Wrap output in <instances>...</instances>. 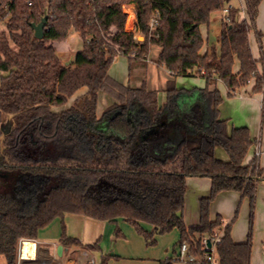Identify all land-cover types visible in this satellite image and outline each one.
<instances>
[{
    "label": "trees",
    "instance_id": "16d2710c",
    "mask_svg": "<svg viewBox=\"0 0 264 264\" xmlns=\"http://www.w3.org/2000/svg\"><path fill=\"white\" fill-rule=\"evenodd\" d=\"M235 1L0 0L1 122L9 118L8 131L0 133V255L8 264H17L20 238L36 239L42 228L68 213L110 222L122 218L148 245L157 242V234L178 229L177 244L188 242L198 255L202 240L224 229L217 248L220 264H251L261 170L256 160L245 162L254 143L249 129L230 130L220 117L223 96L217 84L223 82L229 96L252 79L255 91L264 90V72L250 44L251 31L261 42L256 29L261 0H245V8ZM125 5H134L143 41L126 31ZM46 7L49 19L39 39L32 24ZM156 10L160 25L151 36ZM218 12L223 13L219 48L202 53L201 25ZM71 31L83 47L67 63L58 44ZM153 44L162 47L157 63L172 75L163 104L158 91L121 85L109 74L119 54L128 57L130 70L144 64ZM197 75L204 87L178 88V76ZM83 87L86 91L75 97ZM103 91L115 101L99 116ZM218 148L227 160L217 156ZM189 177L212 180L194 226L184 218ZM231 190L250 201L249 234L241 243L233 240L231 223L210 215L217 195ZM123 236L116 227L115 237ZM60 242L80 245L66 235L65 226Z\"/></svg>",
    "mask_w": 264,
    "mask_h": 264
},
{
    "label": "crops",
    "instance_id": "0c3cea01",
    "mask_svg": "<svg viewBox=\"0 0 264 264\" xmlns=\"http://www.w3.org/2000/svg\"><path fill=\"white\" fill-rule=\"evenodd\" d=\"M245 8V2L243 3ZM127 12L128 20L126 23V31L140 32L137 25V16L134 5H129L124 8ZM246 15V10H243V15ZM222 17V15H221ZM220 24L217 25L211 34L209 24L208 30H203L201 25V32L205 39V45L202 53L213 45L219 48L218 36L220 33ZM256 29L261 32V42L257 38L255 31L250 33V44L254 57L259 61L258 67L260 73L264 72V0H261L259 5V12L256 19ZM255 35V41L252 37ZM256 40L258 43H256ZM254 41V42H253ZM259 46V49L257 47ZM156 51V58L158 59L162 52V47L154 45L151 50ZM148 54V59L150 52ZM76 51H70L69 54L61 53V58L71 63L74 60ZM119 54L114 61L120 59ZM157 59L148 60L144 64H138L132 70L129 68L128 84L139 88L145 86L148 90L158 91V100L160 104L166 101L167 94L165 89L167 82L172 78L171 72L162 65L157 63ZM154 62V63H152ZM152 64V65H150ZM129 66V59H128ZM149 66V67H148ZM149 69V74L147 73ZM240 63L235 61L233 70L238 73ZM140 71L141 76L134 75L135 71ZM110 74V72H109ZM149 75L148 79L147 76ZM200 76V75H199ZM112 77V76H111ZM135 79H138L136 82ZM255 79H252L249 84L243 87L240 92L229 96L228 88L223 82H218L217 86L223 96V102L220 105V117L228 120V128L231 130L234 127H247L250 135L254 140L245 162L249 163L255 157V143L259 139L261 146V154L257 158V164L261 170V177L257 183L254 219H253V245L251 253V264H264V90L255 91ZM204 87V86H203ZM86 88H81L77 94H83ZM163 92V94H160ZM160 96L162 97L160 100ZM108 101V106L112 104L115 99L109 96L106 92H100L99 98ZM73 100V99H72ZM71 100V101H72ZM216 154L219 158L227 160L228 154L218 148ZM212 180L208 177H189L187 178V192L185 200V222L188 226L197 225L200 221V199L206 197L211 192ZM240 209V213H239ZM239 213V215H238ZM237 214V215H236ZM211 218L215 219L221 216L223 222L231 223V235L235 242H245L249 234L250 222V201L247 197H243L239 191H223L217 195L211 205ZM187 220V221H186ZM63 226H65V233L68 237L79 241L80 245L64 246L60 240L63 234ZM144 227L151 230V226L143 224ZM119 227L124 233L123 237H117L115 245L109 249L110 242L115 238V229ZM159 235V234H158ZM180 232L178 229H173L165 234L158 236V248L146 247L144 236L139 234L135 227L119 218L115 222L100 221L91 217H86L78 214H66L63 218L57 217L49 225L42 228L37 238L36 244L28 243L27 250L30 251L28 258L22 261L21 264H79L76 259L71 256L74 251H85L98 264H159L161 260L172 258L177 255L178 247H173L172 243L175 240L179 241ZM63 245V255L57 254L58 245ZM92 248L91 246H94ZM78 247V248H77ZM166 248V249H165ZM79 249V250H78ZM94 250V251H91ZM99 252V255L96 253ZM100 257V258H99ZM0 264H8L6 257L0 256Z\"/></svg>",
    "mask_w": 264,
    "mask_h": 264
},
{
    "label": "rangeland",
    "instance_id": "374dc122",
    "mask_svg": "<svg viewBox=\"0 0 264 264\" xmlns=\"http://www.w3.org/2000/svg\"><path fill=\"white\" fill-rule=\"evenodd\" d=\"M245 0H236L235 3L237 2L238 4L240 5H243ZM126 7H128L129 5H125ZM221 15L223 16V13H215L213 14V17L209 23L210 25V28H211V34H212V37H213V31L215 30L214 28L218 25L219 26V23H220V18ZM3 28V25L0 26V30ZM203 30L206 31L208 30V25H204L203 26ZM137 40L139 41H143L144 40V36L142 35L141 32H137ZM255 41V35L254 33H252V37ZM253 41V42H254ZM256 43H258V41L256 40ZM155 44L151 45L150 47V50L152 47H154ZM213 46V45H212ZM83 47V42H82V39L80 38V36L75 32V31H71L69 33V35L67 36V38L58 44V49L61 53H67L69 54L70 51H76V50H80L82 49ZM257 47L259 49V46L257 44ZM157 59L156 58V51H154V49L151 50L150 52V56H149V59L147 58L146 62H148V60H155ZM154 63V62H152ZM152 65V64H150ZM149 67V66H148ZM234 67V66H233ZM129 66H128V57L126 55H122L120 56V59H118L117 61H114L109 69V72H110V75L112 76V78L117 81L119 84L121 85H127L128 83V76H129ZM147 73L149 74V69L147 71ZM147 74V75H148ZM135 77L137 76H141L142 73L140 71H135L134 73ZM149 75L147 76V79H148ZM136 82L138 81V79H135ZM176 83H177V86L178 88H185V89H191L193 87H203L205 85V80L202 76H191V77H184V76H178L176 78ZM107 93V92H106ZM108 94V93H107ZM160 94H163V92H161ZM109 95V94H108ZM111 96V95H109ZM112 97V96H111ZM161 96H160V100H161ZM105 100V99H104ZM101 98H99V102H98V108H97V114L99 116L102 115V113L104 112V110L106 109V107L108 106V101H104ZM162 101V100H161ZM161 103V102H160ZM8 128H9V118L8 117H5L2 122H1V117H0V133H6L8 131ZM239 213H240V209H239ZM238 213V215H239ZM185 218V216H184ZM187 221V220H186ZM158 236H160V234L156 235V240L157 242L153 245H148L146 240L144 241L146 247L150 248V247H155V248H158L156 246H158L159 241H158ZM118 239L117 237H115L109 244V249H112V247L115 245V240ZM178 240H175L172 245H171V248L169 249V251H171V249L173 247H178ZM78 248V247H77ZM166 249V248H165ZM79 250V249H78ZM91 251H94V250H91ZM82 250L80 251H74L72 252L71 256L73 257V259H76L78 262L79 260H81V256H82ZM96 255H99V252L96 253ZM2 257H4V255H0ZM100 258V257H99ZM172 258L175 259L174 263L173 264H186L187 260H184V261H181V260H176L177 256H173ZM101 259V258H100ZM100 259H97V263L99 262Z\"/></svg>",
    "mask_w": 264,
    "mask_h": 264
},
{
    "label": "built area",
    "instance_id": "2783aa9c",
    "mask_svg": "<svg viewBox=\"0 0 264 264\" xmlns=\"http://www.w3.org/2000/svg\"><path fill=\"white\" fill-rule=\"evenodd\" d=\"M126 8V6L123 7V9ZM127 14V12H125ZM224 13H228V8L224 10ZM127 14V20H128ZM160 13L159 11H155L151 21H150V32L151 36L157 35V30L160 25ZM127 23V21H126ZM134 35V38L137 39V34L134 31H128ZM261 154V146L259 139L255 143V157L254 160ZM224 235V229L216 232L211 237H206L202 240V255H198L195 251L191 249V246L188 242L184 241L181 244L178 245V252H177V258L176 260H187V262H198L200 264H220V259L218 255V244L221 242L222 237ZM210 240L211 246L207 245V241ZM28 243L36 244L35 239L31 238H20L18 243V256H17V264H21L25 258H28V254H30V251L27 250L26 245ZM81 260H79V264H96L95 260L91 257V255L85 251H82ZM186 262V263H187Z\"/></svg>",
    "mask_w": 264,
    "mask_h": 264
},
{
    "label": "water",
    "instance_id": "95a60500",
    "mask_svg": "<svg viewBox=\"0 0 264 264\" xmlns=\"http://www.w3.org/2000/svg\"><path fill=\"white\" fill-rule=\"evenodd\" d=\"M48 19H49V9H48V7H46L45 13L41 17V20L38 23H33L32 24L33 29H34V36L36 38L41 39V38L44 37V31H45V28L47 26ZM207 245L208 246H211L210 240L207 241ZM57 254L59 256H62L63 255V245H61V244L58 245V247H57Z\"/></svg>",
    "mask_w": 264,
    "mask_h": 264
}]
</instances>
